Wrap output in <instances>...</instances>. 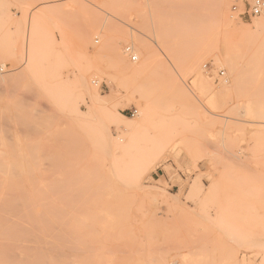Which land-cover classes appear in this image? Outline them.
Instances as JSON below:
<instances>
[{
    "label": "rangeland",
    "instance_id": "obj_1",
    "mask_svg": "<svg viewBox=\"0 0 264 264\" xmlns=\"http://www.w3.org/2000/svg\"><path fill=\"white\" fill-rule=\"evenodd\" d=\"M254 2L0 0V190L47 264H264Z\"/></svg>",
    "mask_w": 264,
    "mask_h": 264
},
{
    "label": "bare ground",
    "instance_id": "obj_2",
    "mask_svg": "<svg viewBox=\"0 0 264 264\" xmlns=\"http://www.w3.org/2000/svg\"><path fill=\"white\" fill-rule=\"evenodd\" d=\"M221 12L228 20L232 19L230 15V9L227 3L224 2L221 5ZM263 25H264V15L262 18L255 21L256 27L259 28ZM235 31L238 35H241V34L249 33L251 30L250 27L240 26L237 27ZM226 40L227 42H229L227 37ZM196 69L198 75L196 73L197 78L195 77L196 79L194 80V86L202 91L209 90L210 89L209 83L205 81L201 72V67L196 66ZM105 105L114 108L113 106L114 104H111V101H109L108 104ZM7 178H8L7 176L3 177L4 180L5 179L8 180ZM3 179L2 181H4ZM28 202H31V199L29 194L28 195L26 194V196L24 197L25 206L23 207L22 222H15L16 202H15L14 194L12 191L0 190V264H47L46 263L47 258L45 257L46 255L44 254L45 253L44 245L47 237L46 235L50 234L49 233L50 231L47 233L46 230L47 223L44 222L45 220L44 219L42 220L41 218H44L46 216V213L49 212H47L48 210L45 208L41 209L40 211L37 210L35 215L37 219L36 221L38 222H25L26 220L24 218L28 219L31 211V207L27 206L30 204ZM39 219L42 220L43 222H39ZM56 223L57 222H55V224ZM57 231H59V229H57ZM49 236H51V234ZM11 257L15 261L11 260Z\"/></svg>",
    "mask_w": 264,
    "mask_h": 264
},
{
    "label": "built area",
    "instance_id": "obj_3",
    "mask_svg": "<svg viewBox=\"0 0 264 264\" xmlns=\"http://www.w3.org/2000/svg\"><path fill=\"white\" fill-rule=\"evenodd\" d=\"M264 7V1L263 0H255L253 5L250 7L249 12L242 13L241 16H244L245 14H248L249 16H256L261 14L262 9ZM130 48H127V52H130ZM133 60H136V56L132 57Z\"/></svg>",
    "mask_w": 264,
    "mask_h": 264
}]
</instances>
